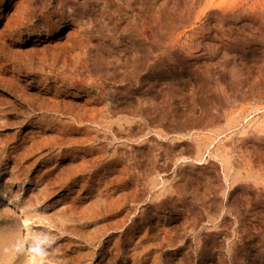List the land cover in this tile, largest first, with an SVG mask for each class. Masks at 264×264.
<instances>
[{
  "label": "rangeland",
  "instance_id": "obj_1",
  "mask_svg": "<svg viewBox=\"0 0 264 264\" xmlns=\"http://www.w3.org/2000/svg\"><path fill=\"white\" fill-rule=\"evenodd\" d=\"M4 1L0 264H264V0Z\"/></svg>",
  "mask_w": 264,
  "mask_h": 264
},
{
  "label": "bare ground",
  "instance_id": "obj_2",
  "mask_svg": "<svg viewBox=\"0 0 264 264\" xmlns=\"http://www.w3.org/2000/svg\"><path fill=\"white\" fill-rule=\"evenodd\" d=\"M4 2H5V1L2 0V3H1V4L4 5V4H5ZM54 34H56V32H55ZM20 94H21V93H20ZM23 96H24V95H23ZM24 97H25V96H24ZM26 97H27V96H26ZM35 101H37V100L35 99ZM38 101H39V100H38ZM38 101H37V102H38ZM32 106H33V105H32ZM52 107H53V106H52ZM35 108H36V107H35ZM53 110H55V108H54ZM53 110H52V111H53ZM119 128H120V127H118V129H119ZM120 129H121V128H120ZM120 131H122V130H120ZM106 132H107V131H106ZM98 142H99V141H98ZM102 142H103V141H102ZM103 143H104V142H103ZM92 144H93V143H92ZM107 144H108V143H107ZM100 145H101V144H100ZM91 147H92V146H91ZM105 147H106V145H105ZM86 148H87V147H86ZM88 148H89V146H88ZM101 148H102V147H101ZM93 149H94V147L92 148V151H94ZM103 149H104V147H103ZM103 149H102V151H103ZM85 150H86V149H85ZM89 150H91V148H90ZM96 150H97V149H96ZM100 150H101V149H99V151H100ZM107 150H108V149H107ZM87 151H88V150H87ZM104 151H105V153L107 152L105 149H104ZM84 153H85V152H84ZM95 153L97 154V152H95ZM95 153H94V154H95ZM71 154H72V153H71ZM71 154H70V155H71ZM87 154H89V153H87ZM100 154H101V153H100ZM100 154H98V155H100ZM102 154H103V152H102ZM102 154H101V155H102ZM82 155H83V154H82ZM89 155H90V154H89ZM83 156H84V155H83ZM75 157H76V156H75ZM104 157H105V156H104ZM101 158H102V157H101ZM97 159H98V157H97ZM97 159H96V160H97ZM93 160H94V159H92V161H93ZM96 160H94L93 162H95ZM98 160H99V159H98ZM102 160H103V159H102ZM119 160H120V159H119ZM100 161H101V160H100ZM112 161H114V160H112ZM116 161H117V160H116ZM121 162H122V160H121ZM84 163H85V162H84ZM119 163H120V161H119ZM88 164H89V163H88ZM97 164H98V163H97ZM104 164H105V163H104ZM108 165H109V164H108ZM113 165H115V164H113ZM84 166H85V165H84ZM87 166H88V165H87ZM72 167H73V166H72ZM82 167H83V166H82ZM93 167H94V166H93ZM93 167H92V168H93ZM101 167H102V166H101ZM111 167H112V166H111ZM76 168H77V170H78V168H81V166L79 165V167H78V165H77ZM76 168H75V170H73V169L71 170L72 173H73V171H76ZM88 168H89V166H88ZM97 168H98V167H97ZM99 168H100V167H99ZM113 168H115V167H113ZM94 169H95V167H94ZM116 169H118V168H116ZM111 170H112V169H111ZM85 171H86V168H85ZM85 171H84V172H85ZM87 171H90V170H87ZM79 172H81V171H79ZM92 172H93V171H92ZM107 172H108V171H107ZM109 172H110V170H109ZM110 173H111V172H110ZM112 173H113V172H112ZM76 174H78V173H76ZM79 174H82V173H79ZM94 174H95V171H94L93 175H94ZM113 174H114V173H113ZM69 175H70V174H69ZM69 175H68V176H69ZM72 175H73V174H72ZM74 175H75V174H74ZM106 175H108V174H106ZM75 176H76V175H75ZM91 176H92V175H91ZM101 176H102V175H101ZM109 176H110V175H109ZM107 177H108V176H107ZM69 178H70V177H69ZM71 178H72V177H71ZM111 179H112V178H111ZM115 179L117 180V177H116ZM90 180H91V179H90ZM106 180H107V179H106ZM113 180H114V179H113ZM116 180L113 181V182H117V181H118V180H117V181H116ZM109 181H110V179H109ZM111 181H112V180H111ZM68 182H69V181H68ZM102 182L104 183V180H102ZM107 183H108V181H107ZM97 184H98V183H97ZM101 184H102V183H101ZM114 184H115V183H114ZM118 184H119V183H118ZM92 185H93V184H92ZM98 186H99V184H98ZM116 186H117V183H116ZM118 186H119V185H118ZM89 187H90V186H89ZM92 187H93V186H92ZM95 187H96V186H95ZM105 187H106V186H105ZM120 188H122V187L120 186ZM120 188H119V190H120ZM93 189H94V188H93ZM97 190H98V189H97ZM115 190H116V188H115ZM3 193H4V192H3ZM4 194H5V193H4ZM4 194H3V195H4ZM3 195H2V196H3ZM4 196H5V195H4ZM106 196H107V195H106ZM106 196H104V197H106ZM6 197H7V195H6ZM104 197H103V198H104ZM103 198H102V199H103ZM106 198H108V197H106ZM106 198H105L104 200H108V199H106ZM8 200H9V201H8L9 204H13V203H14L13 201H11L10 198H9ZM104 200H102V201H104ZM100 201H101V200H99V202H100ZM102 201H101V202H102ZM99 202H98V200H97V203L101 206V204H100ZM105 202H106V201H105ZM117 202H119V200H118ZM97 203H96V206H97ZM102 204H103V203H102ZM106 206H108V205H106ZM101 207H102V206H101ZM104 208H105V209H104ZM118 208L120 209V207H118ZM98 209H100V208H98ZM102 209L106 210V207L104 206V207H102ZM107 210H108V209H107ZM100 211L103 212V210H100ZM118 211H119V210H118ZM107 212H108V211H107ZM20 213H21L24 217H23V223H22V224H19V235H18V233H17L18 237H14V238H17L16 243L13 244V243H11V241H9L8 239H5L4 237H1V238L3 239L4 244H5L6 241L8 240V241H9V244L11 243L12 246H13V245H14V246H15V245L18 246L17 243H19L20 241H23V242H24V241H25V242L29 241V242H31L32 245L34 246V245H35V239H34L32 233H33V227L37 225V223H36L37 221H36L35 215L32 214V213H28L25 209H20ZM63 213H64V212H63ZM73 213H74V212H72V214H73ZM72 214H71V215H72ZM88 214H89V213H88ZM63 215H64V214H63ZM68 215H69V214H68ZM68 215H67V216H68ZM83 215H84V214H83ZM83 215H82V216H83ZM89 215H90V214H89ZM74 216H75V215H74ZM82 216H81V217H82ZM86 216H87V213H86ZM90 216H91V215H90ZM90 216H89V217H90ZM92 216H93V215H92ZM92 216H91V219H92V218L94 219L95 217H92ZM63 218H64V217H63ZM85 218H87V217H85ZM85 218H84V219H85ZM78 219H80V218H77L76 220H78ZM81 219H82V218H81ZM88 219H90V218H88ZM64 220H65V219H64ZM59 221L61 222V220H59ZM70 221H71V220H70ZM81 221L83 222L84 220L82 219ZM92 221H94V220H92ZM68 222H69V221H68ZM117 222H120V221H117ZM57 223H58V222H57ZM86 223H88V222H86ZM86 223L84 222V224H86ZM89 223H90V222H89ZM91 223H92V222H91ZM121 223H122V222H121ZM80 224H81V223H80ZM60 225H61V224H60ZM63 226H64V225H63ZM85 226H86V225H85ZM121 226H122V225H121ZM83 227H84V226H83ZM87 227H88V226H87ZM59 228H60V227H59ZM65 228H66V226H65ZM65 228L63 227L62 230H63V231H66V230L68 229V228H66V230H65ZM118 228H119V227H118ZM56 229H58V228L56 227ZM10 231H11V230H10ZM13 231H14V230H13ZM13 231L11 232V235H12ZM132 231H133V230H132ZM21 232H22V233H21ZM58 232H59V231H58ZM71 232H72V231H71ZM133 232H134V231H133ZM135 232H136V231H135ZM15 234H16V231L14 232V235H15ZM21 234H22V235H21ZM1 235H2V233H1ZM1 235H0V236H1ZM3 235H4V234H3ZM3 235H2V236H3ZM7 235H8V232L6 233V236H7ZM15 236H16V235H15ZM85 236H86V235H85ZM85 236H83V238H84ZM86 237H87V236H86ZM7 238H8V237H7ZM10 238H11V237H10ZM69 238H70V237H69ZM4 239H5V241H4ZM12 239H13V237H12ZM18 239L20 240L19 242H18ZM66 239H67V238H66ZM86 239H87V238H86ZM41 240L44 241L45 239H44V238H41ZM67 240H68V239H67ZM69 240H70V239H69ZM69 240H68V241H69ZM79 240H80V239H78V241H79ZM14 241H15V239H14ZM12 242H13V241H12ZM84 242H85V239H84ZM86 242L88 243V240H86ZM86 242H85V244H87ZM0 243H1V241H0ZM4 244H3V247H4V246L6 247L7 243H6L5 245H4ZM87 245H89V243H88ZM87 245H86V248L89 247V246H87ZM1 246H2V244H1ZM7 246H8V245H7ZM3 247H2V248L0 247L1 250L3 249ZM5 247H4V249H5ZM77 247H78V246H77ZM83 247H84V246H83ZM81 248H82V247H81ZM86 248H85V249H86ZM8 249H9V248L7 247V250H8ZM15 249H16V248H15ZM34 249H35V246H34ZM1 250H0V251H1ZM4 251H6V249H5ZM0 253H3V252H0ZM4 253H6V252H4ZM1 255H2V254H1ZM1 255H0V257L3 256V255H2V256H1ZM35 258H36V255H31V256H30V259H29V262H28L27 264H32L33 262H35V260H36ZM2 259H3V258H2ZM2 259H0V260H2ZM0 262L2 263V261H0Z\"/></svg>",
  "mask_w": 264,
  "mask_h": 264
}]
</instances>
